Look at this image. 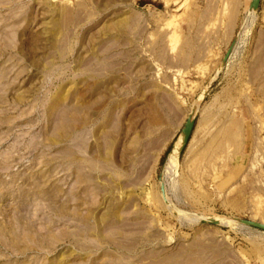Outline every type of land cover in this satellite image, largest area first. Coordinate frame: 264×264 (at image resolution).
Returning a JSON list of instances; mask_svg holds the SVG:
<instances>
[{
	"label": "rangeland",
	"instance_id": "obj_1",
	"mask_svg": "<svg viewBox=\"0 0 264 264\" xmlns=\"http://www.w3.org/2000/svg\"><path fill=\"white\" fill-rule=\"evenodd\" d=\"M245 3L0 0V264H264V231L225 218L264 221V0Z\"/></svg>",
	"mask_w": 264,
	"mask_h": 264
},
{
	"label": "water",
	"instance_id": "obj_2",
	"mask_svg": "<svg viewBox=\"0 0 264 264\" xmlns=\"http://www.w3.org/2000/svg\"><path fill=\"white\" fill-rule=\"evenodd\" d=\"M261 0H250V3L248 5L247 8V14H251L253 11L257 10V8L260 5ZM239 37V34H237L234 39L231 41V43L229 44L228 48L226 49L220 63L218 64L216 71H215V75H218L221 70L224 68L225 64L228 61L229 56L231 55V52L233 50V47L235 46V43L237 42V39ZM214 82V77L213 79L207 84L206 89H204L198 96L197 101L202 99L205 94L207 93V89L212 85V83ZM198 108V103L195 102L193 107L191 108L190 112L187 115V118L181 128L180 131V135H181V142H180V146L178 147V157H180L182 151L185 149V146L187 145L191 134L194 130L195 127V123H196V111ZM167 161V157L162 165L159 177H158V181H159V190L161 193L162 198L165 200V202L167 204H169L168 200H167V191H166V185H165V179H164V167H165V163ZM169 205H172L173 211L174 213H176V209L175 206L173 205V203H170ZM179 208V207H178ZM199 215V214H197ZM201 215V214H200ZM204 217H201L200 219H202L205 222H208L210 224H221L220 221H218L217 219H213L210 218L209 216H205L202 215ZM209 217V218H207ZM225 218H230L233 221L243 224L245 226H250V227H254V228H258L260 230L264 231V223L260 222V221H256V220H252L249 218H241V217H225Z\"/></svg>",
	"mask_w": 264,
	"mask_h": 264
},
{
	"label": "bare ground",
	"instance_id": "obj_3",
	"mask_svg": "<svg viewBox=\"0 0 264 264\" xmlns=\"http://www.w3.org/2000/svg\"><path fill=\"white\" fill-rule=\"evenodd\" d=\"M192 135V134H191ZM191 138V137H190ZM190 140V139H189ZM180 142H181V138L177 141V143L175 144V146H174V149H173V151L171 152V154H170V156H169V158H168V164L170 165V166H172L173 164H174V162H175V160L178 158V147L180 146ZM189 142V141H188ZM188 144V143H187ZM187 146V145H186ZM185 146V147H186ZM169 165H168V168H169ZM164 169H165V167H164ZM166 185V184H165ZM166 191H167V187H166ZM161 198H162V196H161ZM162 200L164 201V203L166 204V205H168V206H170L171 208H172V205H169L170 203H172L170 200H169V196H168V194H167V200H168V202H169V204H167L166 202H165V200L162 198ZM173 205L175 206V209H176V211H178V208H177V206L173 203ZM173 209V208H172ZM207 218H209V217H207ZM214 219V218H213ZM218 221H220V223H221V220L220 219H217ZM223 221H225L224 219H223ZM229 221V220H228ZM256 221H260V220H256ZM230 222H231V220H230ZM260 222H263L264 223V221H260ZM227 223V222H226ZM243 225V224H242ZM250 227V226H249Z\"/></svg>",
	"mask_w": 264,
	"mask_h": 264
},
{
	"label": "crops",
	"instance_id": "obj_4",
	"mask_svg": "<svg viewBox=\"0 0 264 264\" xmlns=\"http://www.w3.org/2000/svg\"><path fill=\"white\" fill-rule=\"evenodd\" d=\"M249 1L250 0H246V5L245 6H247V4L249 5ZM247 8H248V6H247ZM250 24V23H249ZM248 25V24H247ZM245 33H243V35H244ZM239 41V40H238ZM240 43H241V41H239V45L238 46H236V48H235V50L233 51V53H232V56L230 57V58H232L233 57V55L237 52V48L240 46Z\"/></svg>",
	"mask_w": 264,
	"mask_h": 264
}]
</instances>
